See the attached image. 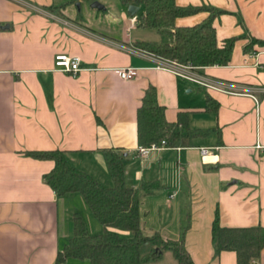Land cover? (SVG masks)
<instances>
[{"label":"crops","instance_id":"0c3cea01","mask_svg":"<svg viewBox=\"0 0 264 264\" xmlns=\"http://www.w3.org/2000/svg\"><path fill=\"white\" fill-rule=\"evenodd\" d=\"M176 1L225 10L215 19L218 38L240 37L229 64L197 69L221 88L158 67L135 44L160 40L158 29L138 27L122 0H0V264H92L56 262L86 200L79 192L58 195L44 178L54 161L28 150H65L72 165L105 185L113 180L103 149L121 151L129 185L160 183L141 199L143 229L183 241L196 264H237L234 250L214 256L217 211L225 226L264 225V48L244 51L249 37L264 39V0ZM208 14L177 23L194 25ZM58 53L80 56L82 70L58 69ZM128 66L138 73L125 80L116 68ZM150 84L168 120L188 110L192 129L216 130L192 146L140 155L137 108ZM208 95L219 101L217 112L205 111ZM202 146L211 152L204 156ZM254 264H264V248Z\"/></svg>","mask_w":264,"mask_h":264},{"label":"trees","instance_id":"16d2710c","mask_svg":"<svg viewBox=\"0 0 264 264\" xmlns=\"http://www.w3.org/2000/svg\"><path fill=\"white\" fill-rule=\"evenodd\" d=\"M127 7L139 6L136 16L138 27L157 28L158 41H136L141 49L154 55L187 64L196 69L211 65H227L239 36L220 41L215 25L216 16L225 12L213 6L180 5L176 0H122ZM206 10L209 14L194 25H179L180 17ZM246 37V36H244ZM256 46V47H255ZM264 48V39L248 38L244 51ZM205 111L217 112L219 101L207 96ZM188 110L179 111L177 119L166 117V107L159 103L154 84L148 85L137 108V134L141 146L163 139L167 146L194 145L197 137L208 136L215 128L192 129ZM221 133L220 130H218ZM28 155L54 161L53 168L45 174L46 182L58 195L79 192L83 195L94 216L104 227L99 234H89L83 217L74 215L73 236L58 251L56 262L67 258L89 259L92 264H148L159 261L171 250L177 264H196L183 241L166 240L155 231L146 232L141 225L140 202L144 195L159 188L158 181H145L140 187L126 180L124 154L116 148H104L103 153L111 174L112 185H105L89 172L72 165L62 149L28 150ZM116 228L128 232L122 234ZM214 256L223 250H234L237 264H254L264 248V225L225 226L218 211L212 224Z\"/></svg>","mask_w":264,"mask_h":264},{"label":"built area","instance_id":"2783aa9c","mask_svg":"<svg viewBox=\"0 0 264 264\" xmlns=\"http://www.w3.org/2000/svg\"><path fill=\"white\" fill-rule=\"evenodd\" d=\"M132 19L136 21V16L133 15ZM154 56L158 67L168 69L179 76L195 81L201 85L207 87L221 88L219 81L203 75L202 73L197 71V69L190 63L184 64L176 60L167 59L157 55ZM80 63H81V58L78 55L58 53L55 56L56 67L64 72L71 73L73 75L78 74L82 70ZM116 72L119 74V76L122 79L127 80L134 78L138 73V69L133 66L118 67L116 68ZM166 146H167V141L163 139L160 143L153 142L148 146H141L139 148V153L140 155H146L151 150H158ZM200 149L204 156H206L211 152V147L208 146H202Z\"/></svg>","mask_w":264,"mask_h":264},{"label":"rangeland","instance_id":"374dc122","mask_svg":"<svg viewBox=\"0 0 264 264\" xmlns=\"http://www.w3.org/2000/svg\"><path fill=\"white\" fill-rule=\"evenodd\" d=\"M85 205H86V209H87V210L84 211L83 206L80 205V204H78V205H77V206H79V207H78V212H76V213H78V214L81 215V213L85 212V213H84V214H85V219H84V218H83V219H84V221H85L86 227L88 226V230H89V232H91L92 234H99L100 231H96V230H99V229H95V228H94V225H95V223H96L98 227H102V228H103V225H102V224L100 223V221L94 216V214H93V212L91 211V209H90L89 205L87 204V202H85ZM76 213H73V225H74V215H75ZM81 216H82V215H81ZM88 230H87V231H88ZM103 231H104V229H103L100 233H102ZM146 232H148V231H146ZM91 233H89V234H91ZM127 233H128V232H127ZM173 261H175V259H174V256H173L171 250H170V251H167V252H166V255H165L164 259H163L162 261L158 262V263H159V264H173Z\"/></svg>","mask_w":264,"mask_h":264},{"label":"water","instance_id":"95a60500","mask_svg":"<svg viewBox=\"0 0 264 264\" xmlns=\"http://www.w3.org/2000/svg\"><path fill=\"white\" fill-rule=\"evenodd\" d=\"M93 6H97L99 8H102L103 5L101 3H99L98 1H94ZM138 11H139V6L138 5H136V4H130L128 6V12L130 14L136 15ZM6 26H8V25H6Z\"/></svg>","mask_w":264,"mask_h":264}]
</instances>
